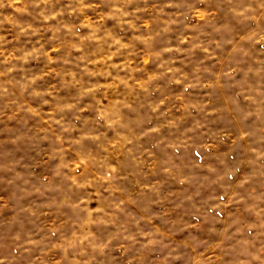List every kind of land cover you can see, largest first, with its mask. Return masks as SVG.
I'll return each instance as SVG.
<instances>
[{
	"label": "clouds",
	"instance_id": "obj_1",
	"mask_svg": "<svg viewBox=\"0 0 264 264\" xmlns=\"http://www.w3.org/2000/svg\"><path fill=\"white\" fill-rule=\"evenodd\" d=\"M0 264H264V0H0Z\"/></svg>",
	"mask_w": 264,
	"mask_h": 264
}]
</instances>
